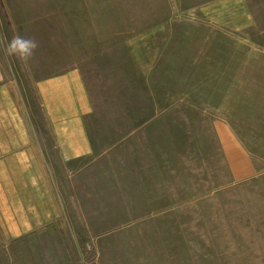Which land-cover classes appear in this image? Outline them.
Here are the masks:
<instances>
[{
    "label": "rangeland",
    "instance_id": "374dc122",
    "mask_svg": "<svg viewBox=\"0 0 264 264\" xmlns=\"http://www.w3.org/2000/svg\"><path fill=\"white\" fill-rule=\"evenodd\" d=\"M138 1L109 5L110 21H25L16 10L55 0H0V60L18 85L0 97L1 145L36 128L45 139L28 63L72 32L125 46L160 82L141 102L160 115L123 119L143 123L126 144L77 162L48 155V189L17 170L0 182V264H264V0ZM15 34L38 44L27 63L5 54ZM53 226L57 243L46 239Z\"/></svg>",
    "mask_w": 264,
    "mask_h": 264
},
{
    "label": "crops",
    "instance_id": "0c3cea01",
    "mask_svg": "<svg viewBox=\"0 0 264 264\" xmlns=\"http://www.w3.org/2000/svg\"><path fill=\"white\" fill-rule=\"evenodd\" d=\"M145 2L177 4L178 1ZM133 3L144 2L55 0L49 9L36 6L30 8L24 5L25 7L16 11L25 15L21 18L25 21H110L115 18L111 16L109 5ZM10 19L19 18L10 17ZM118 19L124 18L118 17ZM70 36V44L66 42L62 45L57 44L54 46V51H46L48 55L43 57L44 59L28 63L26 85L28 91L32 89L37 104L38 114L34 115L38 118L36 122L44 129L46 136L45 139L40 138L41 133L36 128L37 130H32V136L17 142L16 146L8 147L10 145L0 144V182H9L12 179L10 175L17 170L20 173L22 171L23 180L31 181L33 185L35 181H41L42 184H38V189L41 187L48 189L50 180L48 173L53 170L54 165L49 159L52 153L65 162H77L89 156L102 155L117 142L126 144L132 134L142 130V122L136 125L135 129H131L123 124V119L142 116H150L152 119L160 115L155 106L148 109L145 114L141 108L143 89L147 90L148 95L150 94L151 101L156 98L154 89L160 83L157 79L159 70L145 69L143 61L140 60L128 61L127 56L122 55L126 52L125 46L112 47L105 45L103 40L101 44L100 36L94 41L88 38L89 34L84 36L82 31L72 32ZM121 49L124 51L121 52ZM162 83L167 90L168 79ZM12 86L13 90L18 89L17 81L14 79L12 84L0 60V97H4V91H9ZM164 99L169 101L168 90ZM173 101L172 95L170 102ZM28 119L29 121L31 119L29 115ZM228 142L232 152H239L238 142H233L231 139H228ZM244 162L241 166L236 161L235 172H243V166L249 171V166ZM32 206H34L32 211H48L47 206L42 203ZM51 207L50 211L55 212V208ZM60 209L58 208L57 211L64 212L62 206ZM50 228L53 230H50L48 233L50 236L46 239L49 243H57L59 237L56 236V229L61 227ZM68 241L73 243L72 240Z\"/></svg>",
    "mask_w": 264,
    "mask_h": 264
},
{
    "label": "clouds",
    "instance_id": "9594fccd",
    "mask_svg": "<svg viewBox=\"0 0 264 264\" xmlns=\"http://www.w3.org/2000/svg\"><path fill=\"white\" fill-rule=\"evenodd\" d=\"M38 44L34 38L15 34L5 45V54L15 56L20 61L27 63L35 53Z\"/></svg>",
    "mask_w": 264,
    "mask_h": 264
}]
</instances>
